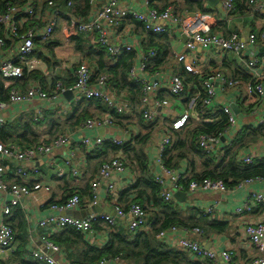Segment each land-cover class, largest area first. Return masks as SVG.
Wrapping results in <instances>:
<instances>
[{
    "label": "clouds",
    "instance_id": "9594fccd",
    "mask_svg": "<svg viewBox=\"0 0 264 264\" xmlns=\"http://www.w3.org/2000/svg\"><path fill=\"white\" fill-rule=\"evenodd\" d=\"M0 264H264V0H0Z\"/></svg>",
    "mask_w": 264,
    "mask_h": 264
}]
</instances>
